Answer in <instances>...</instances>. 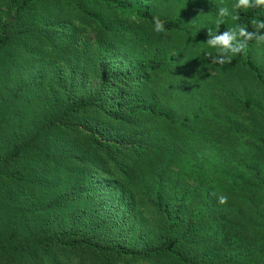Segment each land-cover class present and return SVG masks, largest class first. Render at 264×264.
<instances>
[{"label":"trees","instance_id":"obj_1","mask_svg":"<svg viewBox=\"0 0 264 264\" xmlns=\"http://www.w3.org/2000/svg\"><path fill=\"white\" fill-rule=\"evenodd\" d=\"M156 3L0 0V264H264V106L240 87L247 123L175 118L155 82L174 57L147 31L185 14ZM239 17L252 31L264 8ZM255 43L242 66L264 94Z\"/></svg>","mask_w":264,"mask_h":264},{"label":"rangeland","instance_id":"obj_2","mask_svg":"<svg viewBox=\"0 0 264 264\" xmlns=\"http://www.w3.org/2000/svg\"><path fill=\"white\" fill-rule=\"evenodd\" d=\"M235 3L236 0H157L153 8V13L160 17L171 18L178 13L185 14L183 31L156 34L150 29L147 32L155 36L159 50L163 49L166 56L174 57L170 69L155 78L156 86L162 94L167 90L165 95L169 97L168 108L174 117L182 120L186 116V122L195 128L206 127L212 132L222 131L223 128L226 130L224 124L226 115L232 117V122L237 120L247 123L243 118L245 115L241 117V110L237 106V99L242 97L240 87H246L245 93L252 104L264 106V94L255 86V82L249 78L242 66L246 50L234 56L231 63L225 64L212 63L207 55L210 51L214 52L205 42L213 38L208 35L209 29L213 31L217 29L218 8L228 6L231 11V6ZM232 25L230 19L226 20L220 24L215 35H221ZM74 32L83 44L95 49L93 32L80 29H74ZM248 52L264 74V44L255 43L248 48ZM12 85L1 86L4 92L0 95L2 101L7 99L3 94L16 95V91L10 92L14 88ZM0 115L10 120L8 111H3ZM219 115L222 116V120L217 118ZM232 133L234 134V131ZM232 137L234 138V135ZM226 138L224 135L223 140L227 147L231 145L235 149L237 141L230 142L231 140ZM220 175L225 178V173ZM250 177H247L248 181ZM251 181L253 182V179ZM258 184L253 183L254 186L260 187ZM262 185L263 190L259 192L257 201L260 210H264V178ZM229 197L236 203L232 196ZM236 221H240L239 217Z\"/></svg>","mask_w":264,"mask_h":264},{"label":"clouds","instance_id":"obj_3","mask_svg":"<svg viewBox=\"0 0 264 264\" xmlns=\"http://www.w3.org/2000/svg\"><path fill=\"white\" fill-rule=\"evenodd\" d=\"M249 8H264V0H236V3L231 6V11L228 6L218 8L217 29L215 31L209 29L208 35L213 38L205 42L210 49L214 50V52L210 51L207 54L212 63H231L232 58L244 52L251 41H255L257 45L264 44V32H261V29H264V20L253 19L251 21L252 31L238 23L239 10ZM229 19L233 22L232 27L227 28V31L221 35H215L220 24ZM153 23V31L156 34L165 31V25L158 17H154ZM227 199V196H218L220 204H226Z\"/></svg>","mask_w":264,"mask_h":264}]
</instances>
